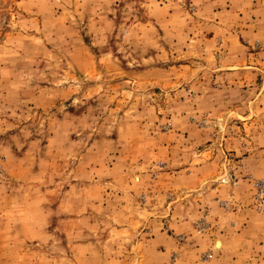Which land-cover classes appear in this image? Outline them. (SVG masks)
<instances>
[{
	"label": "rangeland",
	"instance_id": "rangeland-1",
	"mask_svg": "<svg viewBox=\"0 0 264 264\" xmlns=\"http://www.w3.org/2000/svg\"><path fill=\"white\" fill-rule=\"evenodd\" d=\"M0 264H264V0H0Z\"/></svg>",
	"mask_w": 264,
	"mask_h": 264
}]
</instances>
